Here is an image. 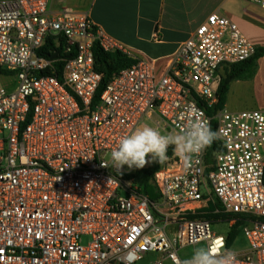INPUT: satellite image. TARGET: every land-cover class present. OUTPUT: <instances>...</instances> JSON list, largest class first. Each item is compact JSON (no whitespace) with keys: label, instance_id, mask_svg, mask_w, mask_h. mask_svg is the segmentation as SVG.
Masks as SVG:
<instances>
[{"label":"built area","instance_id":"2783aa9c","mask_svg":"<svg viewBox=\"0 0 264 264\" xmlns=\"http://www.w3.org/2000/svg\"><path fill=\"white\" fill-rule=\"evenodd\" d=\"M50 1L0 0V78L18 80L12 93L0 82V264H137L150 254L153 264H182L181 251L200 242L231 250L212 221L190 218L210 202L236 216L232 227L243 221L248 247L232 250L236 264H264V110L208 114L220 70L255 55L238 25L210 15L162 72L136 59L94 104V43L131 54L88 14H54ZM49 37L64 42L56 60L39 54ZM189 118L216 122L218 149L209 162V146L185 162L170 146L154 177L159 200L111 167L137 127L155 120L179 131Z\"/></svg>","mask_w":264,"mask_h":264},{"label":"crops","instance_id":"0c3cea01","mask_svg":"<svg viewBox=\"0 0 264 264\" xmlns=\"http://www.w3.org/2000/svg\"><path fill=\"white\" fill-rule=\"evenodd\" d=\"M49 9L54 14L63 10L88 14L131 57L153 61L158 73L214 13L236 23L256 51L264 49V10L253 0H51ZM224 109L264 110V55L251 77L231 83Z\"/></svg>","mask_w":264,"mask_h":264},{"label":"trees","instance_id":"16d2710c","mask_svg":"<svg viewBox=\"0 0 264 264\" xmlns=\"http://www.w3.org/2000/svg\"><path fill=\"white\" fill-rule=\"evenodd\" d=\"M64 50V42L63 39H59V44H57V40L49 37L46 39L44 45L39 50V54L46 58H51L55 52L61 54ZM94 58H95V69L101 75L102 81L98 88V91L95 96L94 104L100 99L102 93L106 89L107 85L113 79L115 75L121 72L123 69L131 67L134 63H136V59L133 57H129L128 55L120 52V51H112L106 52L100 47L98 42L94 43L93 47ZM264 55V49L257 50L255 55L247 60L246 62L232 65L230 67H226L225 71L221 75L220 83L217 89V94L219 101L216 106L212 109H208V114L210 116H214L218 110L224 109L226 98L230 89V85L233 81L238 79H243L246 77H251L257 69V61ZM59 57V58H60ZM64 61L57 60L54 63L55 67V76L62 81L63 78V69H64ZM202 103V102H201ZM203 104V103H202ZM216 122H212V131L215 132ZM216 139L209 145L208 148V156L207 162H209L213 156L214 152L217 150ZM220 150V149H219ZM173 149L170 148L169 154L172 155ZM161 168V163L152 162L146 168L137 169L134 173L129 175L119 174L120 177L126 178L129 180H134L135 184L138 185L139 193L148 197L151 201L155 202L160 199V194L158 189L154 183V177L156 172ZM208 173V171H207ZM217 210L219 212L220 204L210 202L209 206L202 212L197 215L190 216L191 219H208L210 221H229L232 220L235 215L224 214L222 212L215 213ZM243 224L242 220H239L234 226L233 231L229 235L228 244L233 242V240L237 236L238 227Z\"/></svg>","mask_w":264,"mask_h":264},{"label":"clouds","instance_id":"9594fccd","mask_svg":"<svg viewBox=\"0 0 264 264\" xmlns=\"http://www.w3.org/2000/svg\"><path fill=\"white\" fill-rule=\"evenodd\" d=\"M216 137L217 134L203 119L189 118L181 130L167 133L145 124L120 139L118 147L111 152L110 164L120 174L125 165L128 169H142L152 162L163 163L170 146L187 162ZM149 155L151 159H148ZM102 166L108 167L109 164L102 161ZM182 264H236V254L232 250L215 251L212 247H200Z\"/></svg>","mask_w":264,"mask_h":264},{"label":"rangeland","instance_id":"374dc122","mask_svg":"<svg viewBox=\"0 0 264 264\" xmlns=\"http://www.w3.org/2000/svg\"><path fill=\"white\" fill-rule=\"evenodd\" d=\"M1 85H3L6 90L9 93H12L16 90L18 87V80L16 77H12L10 79L0 78ZM155 119V118H154ZM147 125L155 127V120L153 121H147ZM162 133L170 132V129L167 130V132L161 131ZM148 159H151V156L149 155ZM150 164V163H149ZM147 164L144 168L148 167ZM137 169H128V167L125 165L121 169V173L123 175H129L131 173H134ZM126 182H129L128 179L123 178ZM243 224L238 227V232L236 238L233 240V242L230 244L229 248L233 251H243L248 247V241L246 239V236L243 233ZM212 230L218 235L228 237L230 233L234 230L231 226V220L229 221H212ZM205 247L207 248L206 242H200L197 243L194 246H189L181 251V256L185 259L190 258L196 248ZM157 260V256L155 254H150L147 256L144 260L138 262L137 264H153Z\"/></svg>","mask_w":264,"mask_h":264},{"label":"water","instance_id":"95a60500","mask_svg":"<svg viewBox=\"0 0 264 264\" xmlns=\"http://www.w3.org/2000/svg\"><path fill=\"white\" fill-rule=\"evenodd\" d=\"M57 54H55V55H53L52 57H51V59H53V60H56L57 59Z\"/></svg>","mask_w":264,"mask_h":264}]
</instances>
